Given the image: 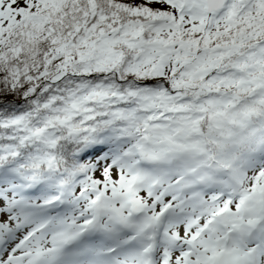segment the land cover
<instances>
[{"label":"snow or ice","instance_id":"6c2138e0","mask_svg":"<svg viewBox=\"0 0 264 264\" xmlns=\"http://www.w3.org/2000/svg\"><path fill=\"white\" fill-rule=\"evenodd\" d=\"M0 264H264V0H0Z\"/></svg>","mask_w":264,"mask_h":264}]
</instances>
